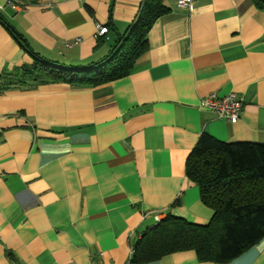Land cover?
Returning <instances> with one entry per match:
<instances>
[{"label":"crops","instance_id":"0c3cea01","mask_svg":"<svg viewBox=\"0 0 264 264\" xmlns=\"http://www.w3.org/2000/svg\"><path fill=\"white\" fill-rule=\"evenodd\" d=\"M17 1L0 0V72L31 63L29 50L70 66L96 62L142 2ZM163 3L169 10L127 75L0 90V264H127L142 231L166 214L211 218L185 175L202 132L264 144V9ZM96 24L107 27L101 38ZM209 92L241 100L235 122L200 106ZM146 264H264V236L226 263L185 250Z\"/></svg>","mask_w":264,"mask_h":264},{"label":"trees","instance_id":"16d2710c","mask_svg":"<svg viewBox=\"0 0 264 264\" xmlns=\"http://www.w3.org/2000/svg\"><path fill=\"white\" fill-rule=\"evenodd\" d=\"M252 1L264 9V0ZM168 10L163 0H142L109 53L86 65L49 61L29 50L31 63L0 72V90L48 82L92 87L123 77L146 50L151 25ZM185 175L197 185L211 218L195 224L166 214L133 243L129 264H146L185 250L202 262L226 263L264 236V144L226 142L202 132L186 158Z\"/></svg>","mask_w":264,"mask_h":264},{"label":"built area","instance_id":"2783aa9c","mask_svg":"<svg viewBox=\"0 0 264 264\" xmlns=\"http://www.w3.org/2000/svg\"><path fill=\"white\" fill-rule=\"evenodd\" d=\"M7 3L15 8L18 5L17 0H7ZM181 7H190V0H178ZM107 32L105 25L96 24L95 33L97 36H103ZM79 39H76L78 42ZM67 46H69L67 44ZM200 106L212 110L218 118L225 119L229 122H235L239 117L242 102L233 93L226 95H218L215 92H209L200 100ZM133 249H130L129 257L132 255ZM129 264V263H127Z\"/></svg>","mask_w":264,"mask_h":264}]
</instances>
